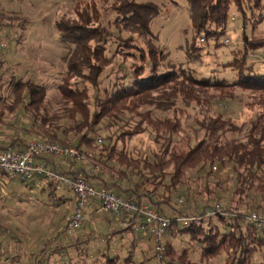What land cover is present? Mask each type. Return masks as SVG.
Masks as SVG:
<instances>
[{
    "label": "trees",
    "instance_id": "obj_1",
    "mask_svg": "<svg viewBox=\"0 0 264 264\" xmlns=\"http://www.w3.org/2000/svg\"><path fill=\"white\" fill-rule=\"evenodd\" d=\"M74 1L76 19L62 18L55 24L60 43L68 48L63 57L66 69L59 86L60 93L71 104L67 113L73 125L63 131L66 137L60 141L59 127L52 126L46 117L40 115L39 112L45 108L47 88L33 80L12 78L8 82L16 98L10 103L0 97L1 115L7 111L17 115L24 108L33 113L34 122L30 130L37 133V137L43 138L42 141L55 139L63 145L68 144L80 151L85 150L86 153L101 146L103 153L100 154V160L112 173L115 174L113 170H116L118 176L126 179L123 181L126 188L118 181L109 182L96 172L89 174L81 171L84 178L92 186L105 187L117 195L136 198L140 203L170 218L172 222L166 236L168 257H176L178 261L187 260L184 251L177 253L172 240L189 237L191 241L200 242V239H203V248L199 260L193 259L191 263L186 264L212 261L223 250L227 255L229 251H235V264H252L254 256L260 252L258 248L264 246V225L250 223L248 219L253 212L262 215L261 212L246 213L241 212L238 206L224 207L225 215L212 216L202 222H192L185 226L177 222L176 218L204 216L217 202L205 205L196 200L195 211L188 213L178 210L176 214H165L164 210L170 207L175 199L177 205L184 202L183 197H177V193L189 172L195 173L198 178H204L208 184H214L216 194L225 190L228 183H232L233 196L239 197V204L243 203L244 198L249 199L252 191L264 193V70H259L260 67L254 63L250 64V54L264 50V34L258 39H249L247 34H243L242 50H232V59L229 62L218 63L222 67L221 70L210 69L208 77H197L188 72L184 63L169 61V54L156 44L157 37L151 30V24L161 14L158 4L150 1L119 0L106 11L96 6L90 11L87 5L83 9L80 8L81 3L86 0ZM185 1L194 32L186 49L190 57L198 63L203 62V47L198 45V39L199 43L201 39L219 42L233 18L232 10L237 14L243 13L244 1L252 2L254 5L250 6L255 11L264 9V0ZM242 22L245 25L244 21ZM261 26L255 27V31L252 26V34L261 30ZM201 35L203 38H200ZM128 47H132L139 54L126 52ZM116 61H120L118 69L104 76L105 81H108V85L104 87L100 78ZM221 72L234 74L237 79L233 82L216 79ZM75 80L82 82L83 88L78 86L80 83H72ZM238 90L248 92L255 103L246 106L253 115L241 122L231 116L225 117L217 111L218 104L232 100ZM25 98L28 100L27 104H24ZM179 106L199 109L196 115L198 130L195 133L203 132V135L196 138L194 144L177 140L176 136L182 133L183 128L176 114H184V111H179ZM153 112L171 113L172 117H152ZM127 116H132V119L138 117L141 121L135 130L131 133L121 132L116 140L124 143L125 140L150 129L156 136V142L162 141L160 149L153 153V162L147 158H134L125 150H118L116 144L106 145L99 137V125H104L110 130L117 127ZM39 121L42 124L40 129L36 128ZM70 134L74 139L68 137ZM29 142L12 139L0 150L24 148ZM92 153L94 156L95 153ZM62 172L74 174L72 171ZM0 173L19 179L27 187L34 185L35 181L44 182L42 190L47 192L49 197H55L56 191L61 188L45 181L43 177L27 182L19 177ZM151 186V190L146 189ZM159 187H163L164 192L156 200L154 196ZM65 190L72 193L68 188ZM188 200L190 197L187 195L185 202ZM68 201L70 199L62 196L57 199V204L62 205ZM110 220L111 225L116 221L113 216ZM219 224L223 226V230ZM130 232L132 231L129 228L113 230L105 238L110 243L117 236L122 239L124 233ZM139 236L151 241L150 238L140 234ZM135 247V244L131 246V250L123 259L124 264L143 262L135 261ZM62 249L67 248L57 245L55 251ZM52 255L53 253L47 252L38 254L26 264H52ZM68 255L65 253L62 256L65 258L61 264H91ZM11 256L0 252V264H4L9 258L10 264H20L17 251L14 250ZM101 257L105 260L103 264H119L121 261L118 255L109 253L102 252ZM153 258L155 259V255Z\"/></svg>",
    "mask_w": 264,
    "mask_h": 264
},
{
    "label": "rangeland",
    "instance_id": "obj_2",
    "mask_svg": "<svg viewBox=\"0 0 264 264\" xmlns=\"http://www.w3.org/2000/svg\"><path fill=\"white\" fill-rule=\"evenodd\" d=\"M118 1L86 0L81 3L82 7L80 8L83 9L87 5L86 7L91 11L92 7L96 6L100 10L106 11ZM135 1H150L161 7V14L151 24V30L157 37L156 44L169 54V61L184 63L188 72L194 73L197 77H208L210 69L221 70L222 67L218 63L229 62L232 59V50L237 52L242 50L243 34H247L249 39H258L261 34H264V23H262L264 20V9L255 11L250 6L254 5L252 2L244 1L243 13L237 14L233 10L231 11V17L233 18H231L228 29L225 35L219 39V42L216 40L207 41L205 39V43H199L198 39V45L203 47L201 54L203 62L198 63L190 57L186 49V45L193 38L194 32L185 0ZM75 5L76 2L74 0H0V97L10 103L15 100L14 91L8 85V82L12 78L24 81L33 80L37 84L45 86L47 88L44 103L45 108L39 113L41 116L46 117L49 124L56 128L59 127L60 141L66 137L63 131L73 124L67 113L68 109L71 108V104L59 91L63 73L66 69L63 57L67 53L68 48L60 43L55 24L62 18L76 19ZM102 14H100L99 18L102 17ZM242 21H244L245 25H243ZM260 25H262L260 28L262 31L259 30L253 35L251 32L252 26L255 31V27H260ZM200 38H203V35ZM225 39H229L231 42L226 44ZM219 43L222 45H218ZM113 49H115V45ZM125 51L136 55L139 54L132 47L126 48ZM115 63L100 78L103 81L102 83H104V87L108 85V81H105L106 77L104 76L108 75L111 71L116 72L120 61H116ZM252 63L260 67L259 70H264V50L250 54V64ZM216 79H225L233 82L237 77L234 74L221 72L218 73ZM72 83H80L78 86L83 88L82 82L78 80ZM252 99V96L248 92L238 90L234 93L232 100L221 102L217 106L218 110H216L223 113L225 117H233L237 122L245 121L253 115L246 108L248 105L255 104ZM27 101V98H25L24 104H27ZM179 111H184V114L182 112L176 114L180 118L183 130L182 133L176 136L177 140L194 144L195 139L201 138L203 135V132H199V134L195 133L198 130L196 115L199 109L179 106ZM32 114V112L29 113L24 108L17 115L10 111L1 115L0 111V128L4 129L7 135L14 140L44 142L42 141L43 138L37 137V133L30 130L34 122ZM152 117L163 119L172 117V114L153 112ZM77 119H80L79 115ZM140 121L138 117L132 119V116H127L117 127L110 130L106 129L104 125H99L97 127L99 129L98 135L106 142V145L116 144L118 150H125L134 158H147L153 162V153L160 149L162 141L157 143L156 136L150 129L131 139L126 138L128 140H125L124 143L116 140L121 132L129 131L131 133V131L135 130L136 125ZM37 125L36 128L40 129L42 124L39 121ZM68 137L74 139L72 134L68 135ZM109 137H112V139ZM64 145L71 147L68 144ZM100 148L93 151L89 150L88 153L82 150L81 152L88 157V161L79 162L78 165L70 163V165L73 164L71 167L85 173L89 169L91 173L96 172L111 183L118 181L122 187L126 188V183L123 182L126 179L124 180V178L118 176L116 170H113L114 174L108 169L109 167L106 168L107 166L103 165L102 160H100L101 153L103 152ZM92 152L95 153L94 156H92ZM218 175L220 176V174ZM109 176H113L114 178L112 179ZM13 180L20 187V184H22L20 180ZM232 186V183H228L226 188H224L225 190H221L216 194L214 184H208L204 178H198L195 173L189 172L183 179L182 185L179 186V193H177V197H183L184 202L182 205H177L176 199L173 200L171 206L165 208L164 213L176 214L178 210L184 213L194 212V201L197 200L205 205H212L217 202L216 205H223L225 208H235L238 206L241 212L246 213L259 211L262 213L260 215L264 219V193L252 191L251 197L249 199L244 198L243 203L239 204V197L233 196L234 188ZM152 188L153 186L146 189L151 190ZM5 190V196L0 200V239H5L3 241L4 245L12 247L13 251L19 252V261L22 255L24 256V253H27L28 258L25 256L22 264H26L31 258H35L37 254L46 252L53 253L52 264H61L60 262L65 258L62 256L65 253L67 255L69 253L68 256L71 257H78L76 259L81 262L103 264L105 260L101 257L102 252L118 255L121 258L119 264H124L123 259L131 250L130 244L132 242L130 235L126 233L127 235L124 234L122 239L117 236V238L108 243L105 236L113 232V230L123 228L120 223L114 221L112 222V227L104 230V225L111 223L109 221H111L110 217L112 216L103 212L101 214L98 213L100 210H95V205H92L87 210L82 227L73 235L66 237L62 231L67 225L74 205L70 202L58 205L57 197H62L63 194L65 195L63 197H72V194L68 193L69 191L62 189L56 191V197H49L45 193H41L42 191L39 189H35L32 192L26 189L22 194L20 193L21 190H17V192ZM163 192V187H159L154 196L155 199L158 200ZM207 192L213 193L208 194ZM187 195L190 197V200L186 203ZM219 227L222 230L224 229L220 224ZM135 241V251L137 252V255L134 256L135 261L139 262L142 260L141 264H156L153 258V255H155L153 243L141 236L138 239L136 238ZM202 241L203 239H200V242L199 240L191 241L189 237L172 240L177 253L181 254L183 251L186 253L187 260L185 261H178L176 257L171 258L169 256L172 259L170 260L166 255V243L164 262L162 264H186V262L191 263L193 259L199 260L203 248ZM57 245H62L67 249L56 252ZM258 250L260 252L256 253L252 264H264V246H260ZM234 253L235 251L231 250L229 251V255H227L226 251L223 250L212 261H203L201 264H235Z\"/></svg>",
    "mask_w": 264,
    "mask_h": 264
},
{
    "label": "built area",
    "instance_id": "obj_3",
    "mask_svg": "<svg viewBox=\"0 0 264 264\" xmlns=\"http://www.w3.org/2000/svg\"><path fill=\"white\" fill-rule=\"evenodd\" d=\"M200 42L205 43V39H201ZM230 42L229 39H225L226 44ZM69 160L79 163L88 161V157L80 150L65 146L56 140L30 141L24 148L0 150V172L27 182L43 177L45 181L58 187L70 189L75 196V203L63 230L66 237L73 235L82 227L87 210L95 205L101 212L113 216L123 229L129 228L136 234L150 238L154 247V260L156 264H162L171 219L140 203L136 198L117 195L105 187L92 186L78 170L68 175L52 164ZM86 172L91 174L88 170ZM225 214L223 205L217 204L204 216H180L176 220L188 226L192 222H202L206 218ZM248 221L259 226L264 225L263 217L256 212L251 214Z\"/></svg>",
    "mask_w": 264,
    "mask_h": 264
},
{
    "label": "crops",
    "instance_id": "obj_4",
    "mask_svg": "<svg viewBox=\"0 0 264 264\" xmlns=\"http://www.w3.org/2000/svg\"><path fill=\"white\" fill-rule=\"evenodd\" d=\"M10 141H12V138L9 136V135H7V133H6V131L4 130V129H2V128H0V148H2V147H6L9 143H10ZM70 163H74L75 165H78V163H76V162H73V161H71V160H69V161H67V162H56V163H52V164H54V166L55 167H57L59 170H62V171H65V172H67V171H75V170H77V169H73L71 166H73V164L72 165H70ZM87 170V169H86ZM88 171H89V169H88ZM45 186V184H44V182H38V181H35V184L34 185H31L30 187H27V186H25L24 184H20V187H21V189H20V187H19V185H17V183L13 180V178H11V177H9V176H6V175H3L2 173H0V200L5 196V189H7V190H9V191H13L14 190V192H17V190H21L20 191V193L22 194L26 189L27 190H30L31 192L33 191V190H37V189H39V190H41L42 192L41 193H45L47 196H48V193L47 192H44L43 190H42V188ZM3 189H4V191H3ZM62 189H65V188H59L57 191H59V190H62ZM3 191V192H2ZM69 193V192H68ZM71 193V192H70ZM24 194H26V193H24ZM72 194V197H64V198H68V199H70V201H68V202H70V203H72L73 205H74V203H75V196H74V194L73 193H71ZM56 195V194H55ZM64 195V194H63ZM62 195V196H63ZM65 196V195H64ZM56 197V196H55ZM58 199L59 198H61V197H57ZM1 202V201H0ZM9 208V207H8ZM95 210H98L97 209V207H96V209ZM98 213H100L101 214V211H98ZM98 213H96V215L97 216H99L98 215ZM104 230H107L108 228H110V227H112V225H111V223L108 225V224H106V225H104ZM108 232V231H107ZM124 234H126V233H124ZM123 234V235H124ZM127 234H129L130 235V238H131V244H130V246H132V245H134L135 244V246H136V241H135V239L137 238H139V234H136V233H127ZM126 234V235H127ZM5 239H0V252L2 253V252H6V253H8L9 255H10V257H12L11 255H13V248L12 247H10V246H6V245H4V243H3V241H4ZM138 241V240H137ZM19 250V249H18ZM19 253V252H18ZM27 254V253H26ZM25 253H24V256L22 255V257L20 258V264H22V260H23V258L25 259V256H27ZM35 254V253H34ZM34 254H32V255H34ZM38 255V254H37ZM127 255V254H126ZM26 258H28V256L26 257ZM10 262H11V260H10V258L9 259H6L5 261H4V264H10Z\"/></svg>",
    "mask_w": 264,
    "mask_h": 264
}]
</instances>
